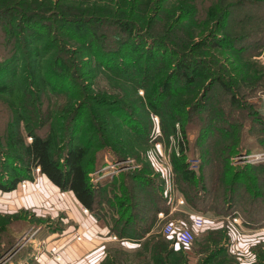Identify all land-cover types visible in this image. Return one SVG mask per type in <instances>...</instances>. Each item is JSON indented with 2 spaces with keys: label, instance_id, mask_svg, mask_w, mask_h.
<instances>
[{
  "label": "trees",
  "instance_id": "16d2710c",
  "mask_svg": "<svg viewBox=\"0 0 264 264\" xmlns=\"http://www.w3.org/2000/svg\"><path fill=\"white\" fill-rule=\"evenodd\" d=\"M150 1L94 0V4L102 3L104 7L89 10L71 8L66 11L60 4L52 3V0H0V32L3 38L6 37L12 43L9 45V58L0 62V101L8 96L17 101L23 100V106L12 112L6 127L4 146L8 151L0 150L1 192H12L23 181L32 182V172L38 168L40 174L61 192H70L82 208L90 214L100 215L107 229L113 235L116 233L120 239L136 240L139 237V224H143L144 228L151 227L158 212L167 213L169 206L163 185L154 183L145 175L126 174L135 183V187H126L125 180L120 177L107 181L96 175V182L93 180V173L97 172L98 165L102 166L104 151L108 149L113 157L121 158L123 149L130 153L133 147H122L117 142L120 150L115 152L117 149L114 150L113 147L116 146L111 144V138L104 140L102 135L99 139L92 130L93 125L107 129L108 125L119 123L96 114L98 117H94L95 124H92L90 120L87 122V107L91 102L85 101L79 107L78 102L74 106L75 100L83 99L85 93V88L76 74L92 80L95 74L90 73L93 70L97 73L100 69L114 80L118 79L119 83H125L136 97L140 90L145 94V105L139 106L137 111H132L128 104H107L106 99H101L102 108L124 127L116 132L117 136L136 137L147 143L153 142L154 145L156 140L149 135L147 123L152 114L159 117L162 126L166 124L168 128L167 132H164L166 136L175 137L176 134L180 137H176L175 145L179 156L173 160L176 173L174 176L181 184L176 189L185 198L187 209L191 211L195 201L205 203V178L196 174L199 166L195 172L188 169L189 163L186 162V126L189 120L187 115L181 116V120H175L171 116L172 111L180 113L182 110L173 109V104H169L170 101L176 102V97L184 100L194 95L212 68V63L209 64L207 59L193 57L188 52V43L179 42L176 37V33L183 30L185 25L189 27L193 24L198 11L196 13L195 10H190L183 4L184 0H178L179 6L171 8L173 12L164 11L174 4L167 6L162 4L163 1L161 7L159 4L160 8H157L158 4L154 5L155 16L146 19L143 10L150 9ZM159 2L160 0L157 3ZM259 2L264 4V0ZM76 10L79 13H73ZM135 12H141V15ZM156 19L164 20V27L159 30L156 24L153 25ZM219 23H216L213 42L206 44L204 39L202 44L229 49L241 55L242 52L235 49V37H225L226 25L221 21ZM192 28L190 27L188 35L190 37L194 35ZM85 57L93 64L92 68H87L86 74V68L82 63H78ZM174 63L176 68L173 67ZM215 63L217 64L216 61ZM211 84L225 88L224 82L217 76ZM35 93L38 94L36 108L39 110L41 108L47 111L60 107L56 101L51 100L50 93L57 95L53 98H64L71 104L74 101L75 109L65 108L56 114L52 112L50 116L46 112V117L35 119L37 123L33 125L34 121L30 123V120L41 114L30 105L26 95ZM215 116L218 115L214 114L213 117ZM215 120L218 121V117L212 119V116H208L207 121L200 120L199 142L205 143L208 138L216 137L217 149L223 146L220 154L233 155L236 151V144L233 143L236 138L230 133L232 125H214ZM176 125L180 130H176ZM20 128L24 130V134ZM42 129H45L43 135L39 134ZM23 135L30 138L29 143H25ZM228 138L231 144L226 145ZM2 163H5V166ZM6 166L11 168H5ZM223 169L222 180L224 178L226 187L217 194L209 192L208 197L211 194L209 199H212L210 208L221 202L226 217L241 218L243 210H240L239 205H248L249 201L254 202L262 194L254 187L257 178L244 171L233 170L228 160ZM99 179L103 180L98 182ZM0 227L1 230L4 229ZM159 244L162 245L161 242ZM139 248L146 251L149 246L139 245ZM221 252L215 249L202 259V263H211ZM34 254L32 250L30 253L25 250L19 258L9 264H29L33 262ZM255 256L257 258L258 253L255 252ZM155 261L158 264H168L161 254ZM180 263V257L173 262Z\"/></svg>",
  "mask_w": 264,
  "mask_h": 264
},
{
  "label": "rangeland",
  "instance_id": "374dc122",
  "mask_svg": "<svg viewBox=\"0 0 264 264\" xmlns=\"http://www.w3.org/2000/svg\"><path fill=\"white\" fill-rule=\"evenodd\" d=\"M259 1L261 0H184L183 2L190 10H195L196 13L198 11V16L196 15L197 19H194L193 24L189 27L185 25L183 30L176 33V37L179 42L188 43V52L193 57L198 59L205 58L207 59L206 61H209V64L212 63L210 74L199 85L194 95H190L184 100L176 97L174 99L176 102L172 103L170 101L169 103L173 104V109L180 108L182 110L180 113L172 111L171 116L175 120H181L183 118L181 116L185 115H187V119L189 120L186 126L187 140L185 141L187 142L186 162L189 163L188 169L196 172L200 168L196 174L205 178V192H207L205 203L199 200L195 201L192 205L194 206V211L187 209L188 205L185 198L176 189L181 184H179L177 178L174 176L176 173L173 160L179 156L176 153L177 148L175 145L177 143L176 137H180L176 136V134L175 137L173 135L166 136L164 134L168 130L166 124L163 127L160 118H157L153 114L150 120H148L149 116H147L148 123L149 121L150 123L146 122L149 128L147 125L146 127L149 135L153 137L152 139L156 140L154 145L153 142L147 143V141L145 142L143 139L136 137L117 136L116 132L118 133L120 128L124 129V127L101 106V99H106L107 104L109 102L124 103V105L128 104L132 108V111H137L139 106L145 105V94L143 91L140 90L136 93L137 97H139L138 99L125 83H119L118 79L114 80L113 77L103 73L100 69L97 73L94 70L90 73L95 74L92 80L76 74L85 88V93L83 99L75 100L74 106L78 102V107L85 101L91 102L87 107V114H89L87 122L90 120L92 124H95L93 119L94 117H98L96 114H100L104 118L108 117L110 121L119 123L108 125L107 129L103 126L98 128L96 125H93L94 130L92 132L99 139L102 135H104V140L111 138V144L116 146L113 147L114 150L117 149L115 152L120 150L117 147V142L122 147L133 146L130 153H127L126 149H123L121 158L118 156L113 157L112 153L108 149H105L106 152L104 151L102 157V166L98 165L97 172L93 173L94 182H96L95 178L98 176L107 181L113 177H120L121 180H125L126 187L128 185L135 187V183L126 174L145 175L151 178L154 183L163 185V189L165 190L164 196L167 199L169 209H167V213L161 212L166 214L170 212L173 206L168 201L170 194L174 193L185 201L182 207L171 211L172 214L167 216L165 221L158 219V212L151 227L146 226L144 228L142 227L143 224H139V237L136 240L120 239L116 233L113 235L107 229L108 227L102 217L94 214L100 219L99 226L105 227L109 231V236L116 235L118 239V241H110L109 238L104 239L103 243L100 244L102 254L96 260L98 261L97 264H158L155 260L160 254L163 258L167 259L168 264H173L174 260L179 259V257L181 258L180 264H203L202 259L207 257L209 253L211 254L215 249L222 252L209 264H264V4H260ZM157 2L158 0H151L150 9L143 10L145 12L143 15L146 14L144 16L146 19L155 16V4H158L157 8L161 7L162 2V4L167 6L174 4L164 10L169 12L174 11L171 9L173 6H179L178 0H160L159 3ZM52 3L56 5L60 4L61 8L66 11H70L71 8L89 10L99 6L104 7L102 3L94 4V0H52ZM226 11L227 13H225ZM73 13L79 12L76 10ZM135 14L141 15V12H135ZM157 17L159 18V16ZM156 20L153 25L156 24L158 30L164 27L163 19H159L160 22ZM219 20L226 25L227 33H224V36L235 37V49L240 50L242 52L241 55L229 49H222L214 45L204 46L202 44L204 39L206 44L213 42L212 37L216 36L215 28L217 22L220 24ZM190 27H193L192 30L194 32V35L191 37L188 36ZM222 36L223 34L220 35V37ZM10 44H12L11 41L6 39V37L3 38V34L0 32V62L9 58ZM71 59L73 58L71 57ZM73 61H71L72 64H74ZM78 63H82L83 67L86 68L84 74H86L88 67L92 68L93 66L87 57L82 58V61H78ZM173 67L176 68V63L173 64ZM216 76L224 82L225 88L217 84H211ZM169 80H171L170 77ZM37 95V93L35 95H26L30 100V105L34 107L37 113L41 114L30 120V123L34 121L33 125L37 123L35 119H39L42 116L46 117L44 115L46 112L50 116L52 112L56 114L65 108L75 109L73 106L74 101L71 104L64 98H53L57 95L50 93L51 100L56 101L55 103L59 104L60 107L47 111L41 108L39 110V108H36ZM1 99L0 150L8 151V148L4 146L6 127L11 119L12 112L23 106V100L17 101L11 99L9 96L7 99ZM214 114L218 116L213 117ZM208 116H212V119L218 117V121L215 120L214 125H232L230 126V133L236 138L233 142L236 144V151L233 155L220 154V149H223V146L217 149L216 137L208 138L205 143L199 142V122L207 121ZM20 129L24 134V130ZM42 130L39 132L41 135L45 133V129ZM176 130H180L178 125H176ZM23 137L25 143L30 142V138H27L25 135ZM184 139L185 137H183ZM227 144H231L229 138L226 142ZM225 152L227 153V150ZM226 160H228L233 170L244 171L250 176H255L257 182L254 184V187H257L258 192L262 193L254 202L248 200V205H239L240 210H243V212L241 213L242 219L237 216L239 218L238 224H232V218L226 217L223 214L224 205L221 202L216 203L214 207L211 206L210 208L212 199H209L211 194L208 197L209 192L212 191L217 194L226 187L224 178L222 180ZM2 165L5 166V163H2ZM5 168H11V166H6ZM32 173V182L23 181L28 182L25 189H21L19 185L16 188L21 190V193H17L18 198H31V203L16 210L4 209L0 212V226L4 228L0 229V264L13 262L25 250L28 253L31 250L34 251V256L39 253L43 255V251L47 250L50 252V255L48 252L44 254L46 259L43 263L48 264L52 261L59 263L53 259L52 255L55 251H59L58 253L62 257L63 250L62 248L60 250L51 249L52 243L65 238L69 234H74L79 227V222L73 215L72 206L67 204L69 197L71 198L73 195L70 192L57 191L46 181H44V184L47 188L43 185V187L40 186L43 179L42 175L40 172ZM102 180L99 179L98 182ZM29 187L35 188L28 191ZM142 197L145 196L142 195ZM71 200L74 203V199ZM83 215L87 214L83 213ZM194 215L202 217L204 220L203 229L207 230L195 232L194 241L189 248L176 245L173 240L162 235L161 231L165 222L171 220L180 221L189 227V218ZM245 222L248 224L247 226ZM226 223H231L233 226ZM253 231H257L258 233H254ZM81 238V241H77L78 243L83 242V237ZM73 241H76V238ZM160 242L162 245L159 244ZM139 245H146L149 248L145 251L143 248H139ZM236 247L238 248L236 249ZM255 252L258 253L257 258ZM32 260H34V257ZM34 263L33 261L29 264Z\"/></svg>",
  "mask_w": 264,
  "mask_h": 264
},
{
  "label": "crops",
  "instance_id": "0c3cea01",
  "mask_svg": "<svg viewBox=\"0 0 264 264\" xmlns=\"http://www.w3.org/2000/svg\"><path fill=\"white\" fill-rule=\"evenodd\" d=\"M42 182L40 186H44L45 188L46 185L44 184V181L47 183H50L49 180L45 177L42 176ZM50 185L59 191L57 187H55L53 184L50 183ZM31 186V184H29ZM36 186V185H35ZM42 186V187H43ZM35 187H29L28 191L32 190ZM21 193L20 189H16L12 192H1L0 191V212L3 211L4 209H17L22 206H27V204H30L31 198H23L20 199L18 198V194ZM71 199H74V203ZM69 202H67L68 205L72 206L73 210V215L77 218L79 222V227L77 231L74 234H69L65 238H61L60 240H57L52 243L51 249H61L62 248V258L63 261L56 263L54 261L48 263V264H97L98 257L102 254V248L100 244L103 243L105 238H109V231L103 227L99 226V217L94 214H88L83 215L82 213V207L80 204L77 203L75 198L72 196L71 198L69 197ZM70 211V210H69ZM11 213V212H9ZM197 216H190V228L192 227V220L196 218ZM228 225H231V223H228ZM204 227V225H203ZM194 229L195 232H198L200 230H207V229ZM254 233H258L257 231H253ZM80 235L83 237V242L78 243L77 241H73L76 236ZM253 236V235H251ZM73 242V243H71ZM242 245L241 243H239ZM49 247V246H48ZM64 248V249H63ZM238 247H236L237 249ZM242 248V247H240ZM48 252L47 250L43 251V255L40 257V261L36 262L34 264H44L43 261L46 259V254Z\"/></svg>",
  "mask_w": 264,
  "mask_h": 264
},
{
  "label": "built area",
  "instance_id": "2783aa9c",
  "mask_svg": "<svg viewBox=\"0 0 264 264\" xmlns=\"http://www.w3.org/2000/svg\"><path fill=\"white\" fill-rule=\"evenodd\" d=\"M157 119V118H156ZM34 172L39 173L40 170L38 168H36L34 170ZM28 182H23L19 184V187L21 189H25L27 187ZM174 190V189H173ZM168 201L169 203H171L173 206L170 209V212L168 214L163 213V212H159L158 213V219L161 221H165L167 216L171 215L172 212L171 211H175L176 208H180L185 204V201L180 198V196H176L174 193L168 196ZM82 212L84 214H90L88 212V210L84 209L82 210ZM192 220V227H187L183 222L180 221H167L164 223L163 228H162V235L168 239H171L175 242L176 245H179L183 248H189L193 241H194V237H195V231L194 229H200L203 227L204 225V220L202 219V217L197 216ZM231 223L232 224H238L239 223V218L237 217H233L231 219ZM76 241H81V236L78 235L75 237ZM109 240L110 241H118L116 236H109ZM59 251H55L52 255L53 259L57 262H61L62 261V257L60 256V254L58 253ZM50 255V252H48ZM40 253L34 256V262H39L40 261Z\"/></svg>",
  "mask_w": 264,
  "mask_h": 264
}]
</instances>
